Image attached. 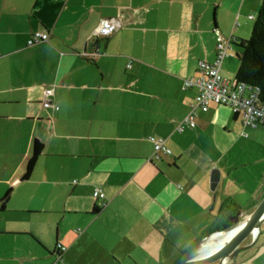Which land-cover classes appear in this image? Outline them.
<instances>
[{"label": "crops", "instance_id": "0c3cea01", "mask_svg": "<svg viewBox=\"0 0 264 264\" xmlns=\"http://www.w3.org/2000/svg\"><path fill=\"white\" fill-rule=\"evenodd\" d=\"M262 1L0 0V264H176L247 220L264 199V127L215 104L176 126L197 95L185 81L215 63L220 37L249 38ZM105 19L119 28L98 37ZM34 32L50 41L29 46ZM244 245L227 264H264V222Z\"/></svg>", "mask_w": 264, "mask_h": 264}, {"label": "built area", "instance_id": "2783aa9c", "mask_svg": "<svg viewBox=\"0 0 264 264\" xmlns=\"http://www.w3.org/2000/svg\"><path fill=\"white\" fill-rule=\"evenodd\" d=\"M250 19H254V17L252 16ZM119 25L120 23L114 19L102 20L95 34L98 37H110L117 31ZM49 41V33L34 32L28 45L34 46ZM231 46V39L220 37L215 63H202L198 76L185 81V87L197 89V95L191 104L188 115L176 126L177 132L195 129L197 127L198 112H207L212 104L230 107L234 115L241 117L247 127H264V105L259 102L258 94H247L244 86L235 80H227L221 75L222 62L229 55ZM45 93L46 97H49L53 94V91L47 89ZM46 104L48 105V101ZM150 140L154 144L155 154L170 155L172 153L165 145L164 140L153 137ZM94 196L103 199L105 194L96 189ZM54 264H58V262Z\"/></svg>", "mask_w": 264, "mask_h": 264}, {"label": "trees", "instance_id": "16d2710c", "mask_svg": "<svg viewBox=\"0 0 264 264\" xmlns=\"http://www.w3.org/2000/svg\"><path fill=\"white\" fill-rule=\"evenodd\" d=\"M252 20H254V26L250 39L234 40V42H232L237 48L235 58L239 64L235 81L245 87V92L247 94L257 93L259 102L264 105V0L262 1L257 16ZM44 149L45 146L42 142L39 140L34 141L32 154L27 161L23 180L26 181L31 179ZM10 195L11 191L0 201L1 210L5 208ZM98 211V209H95V212ZM227 224H229L230 227L234 226L231 220H228ZM219 229L222 230L223 227ZM56 255L58 260L62 258L59 252H56Z\"/></svg>", "mask_w": 264, "mask_h": 264}, {"label": "water", "instance_id": "95a60500", "mask_svg": "<svg viewBox=\"0 0 264 264\" xmlns=\"http://www.w3.org/2000/svg\"><path fill=\"white\" fill-rule=\"evenodd\" d=\"M221 180V172L214 170L211 177V189L215 191ZM234 223L233 227L229 224L223 226L222 230L214 232L208 238L201 240L192 250L176 264H227L233 261L236 256L243 251L244 245L250 238H256L264 222V199L256 210L243 223H239L240 214L229 218ZM237 230L234 235L222 244L217 245L211 251H207V246L214 239H218L228 232Z\"/></svg>", "mask_w": 264, "mask_h": 264}, {"label": "bare ground", "instance_id": "6f19581e", "mask_svg": "<svg viewBox=\"0 0 264 264\" xmlns=\"http://www.w3.org/2000/svg\"><path fill=\"white\" fill-rule=\"evenodd\" d=\"M237 230H234L232 232H228L226 235L218 238V239H214L211 243L208 244L207 246V251H211L214 247H216L219 244H222L223 242H225L227 239H229L232 235H234L236 233Z\"/></svg>", "mask_w": 264, "mask_h": 264}, {"label": "rangeland", "instance_id": "374dc122", "mask_svg": "<svg viewBox=\"0 0 264 264\" xmlns=\"http://www.w3.org/2000/svg\"><path fill=\"white\" fill-rule=\"evenodd\" d=\"M250 37H251V34H250V36H249V38H248V39H250ZM248 39H247V40H248Z\"/></svg>", "mask_w": 264, "mask_h": 264}, {"label": "flooded vegetation", "instance_id": "af4514ba", "mask_svg": "<svg viewBox=\"0 0 264 264\" xmlns=\"http://www.w3.org/2000/svg\"><path fill=\"white\" fill-rule=\"evenodd\" d=\"M233 223V222H232Z\"/></svg>", "mask_w": 264, "mask_h": 264}]
</instances>
